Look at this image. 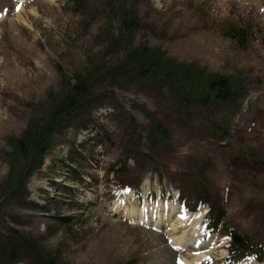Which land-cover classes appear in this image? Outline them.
<instances>
[{"label":"rangeland","instance_id":"1","mask_svg":"<svg viewBox=\"0 0 264 264\" xmlns=\"http://www.w3.org/2000/svg\"><path fill=\"white\" fill-rule=\"evenodd\" d=\"M151 57L231 78L239 96L185 103L192 75L143 78L136 64ZM75 76L89 97L40 147ZM180 210L192 217L171 228ZM199 253L202 264H264V0H0V264Z\"/></svg>","mask_w":264,"mask_h":264},{"label":"trees","instance_id":"2","mask_svg":"<svg viewBox=\"0 0 264 264\" xmlns=\"http://www.w3.org/2000/svg\"><path fill=\"white\" fill-rule=\"evenodd\" d=\"M236 35L240 38L243 37L244 31L235 30ZM147 53L148 50L143 51ZM135 55V54H133ZM156 58H148L136 64V73L143 78L150 79L152 76L160 78L162 80H171L173 85H177L178 79L184 77L185 75L191 74L192 79L183 78V83L181 85V95L182 99H185V103L198 104L202 106H207L214 102L218 103H229L237 100L238 95V86L234 83L231 78L224 76H214L209 77L208 79H202V71L197 68H189L185 65L174 63L168 59L162 58L155 60ZM152 79V78H151ZM174 86V87H175ZM88 84L86 81H82L79 77H74L73 83H68L64 88V93L62 99L57 104L56 108L51 113L50 118L48 119L49 128L47 131L40 129V132L37 134V139L40 141V147L43 145L44 136L47 138V135L50 134V131L57 127L62 122L66 121L73 112H75L80 106H82L88 99ZM158 135L164 137L165 128L155 123ZM30 139L27 136L24 140L18 141V148L22 150L23 147H26V142ZM41 161V157L39 159ZM208 192L203 190L199 198V205L208 203L206 196ZM203 197V198H202ZM207 215L210 218V222H213V227H216V224L219 221V213L215 212V209L211 207ZM209 222V223H210ZM206 226V225H205ZM209 228V226H208ZM207 228V229H208ZM209 228V229H212ZM213 230V229H212ZM233 251L231 253H236L237 256H242L246 253V248H237L232 246ZM246 255V254H245Z\"/></svg>","mask_w":264,"mask_h":264},{"label":"bare ground","instance_id":"3","mask_svg":"<svg viewBox=\"0 0 264 264\" xmlns=\"http://www.w3.org/2000/svg\"><path fill=\"white\" fill-rule=\"evenodd\" d=\"M172 207V206H171ZM171 213H172V211H171V209H170V212L169 211H167L166 212V214L168 215V216H170L171 215ZM127 214H129L130 215V217H136L137 216V214H135V213H133V212H129V213H127ZM126 214V215H127ZM175 215V214H174ZM126 217V216H125ZM127 217H129V216H127ZM139 217V216H138ZM192 216H191V214L190 213H187L186 211H183V210H180V211H178V215L176 216V220H175V222H172V227L171 228H173V227H179V226H183L184 225V223L189 219V218H191ZM154 218V217H153ZM137 219V218H136ZM157 219V218H156ZM155 219V220H156ZM142 220V219H141ZM152 220V219H151ZM154 220V219H153ZM145 221L147 222H149V219H145ZM152 224V223H151ZM195 224V227H194V229H193V232H192V235H194L195 237H197V235H199V227L201 226V218L198 220V221H196V223H194ZM178 245H180L179 243H178ZM183 246V245H182ZM183 248V247H182ZM199 248V247H198ZM197 250V249H196ZM207 258V256L205 255V254H202V253H199V254H196V255H193L192 257H190V259H189V261H186V260H181L180 261V264H202V262H203V260L204 259H206Z\"/></svg>","mask_w":264,"mask_h":264},{"label":"water","instance_id":"4","mask_svg":"<svg viewBox=\"0 0 264 264\" xmlns=\"http://www.w3.org/2000/svg\"><path fill=\"white\" fill-rule=\"evenodd\" d=\"M230 235H231L232 243L235 246H238V247L243 246V241L241 240V237L238 234L232 232ZM247 254L250 255V252H247Z\"/></svg>","mask_w":264,"mask_h":264}]
</instances>
